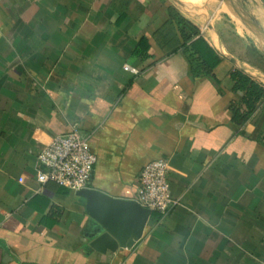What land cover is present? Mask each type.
<instances>
[{
	"label": "crops",
	"instance_id": "crops-1",
	"mask_svg": "<svg viewBox=\"0 0 264 264\" xmlns=\"http://www.w3.org/2000/svg\"><path fill=\"white\" fill-rule=\"evenodd\" d=\"M247 20L264 30V0H0V264H264V95L250 115L231 78L264 88ZM200 37L210 75L193 72ZM74 124L108 196L135 200L143 168L169 160L181 205L133 246L94 250L85 198L36 181Z\"/></svg>",
	"mask_w": 264,
	"mask_h": 264
},
{
	"label": "built area",
	"instance_id": "built-area-1",
	"mask_svg": "<svg viewBox=\"0 0 264 264\" xmlns=\"http://www.w3.org/2000/svg\"><path fill=\"white\" fill-rule=\"evenodd\" d=\"M124 69L133 74L139 73L130 65H125ZM37 159L41 168L37 170L36 181L40 186L55 183L76 192L89 188L97 162L89 138L83 135L77 124L52 138ZM169 170V160L161 158L148 163L138 179L135 200L150 210L152 216H166L181 205L180 199L172 195Z\"/></svg>",
	"mask_w": 264,
	"mask_h": 264
},
{
	"label": "water",
	"instance_id": "water-1",
	"mask_svg": "<svg viewBox=\"0 0 264 264\" xmlns=\"http://www.w3.org/2000/svg\"><path fill=\"white\" fill-rule=\"evenodd\" d=\"M247 23L264 43V30L250 20ZM77 194L85 198L87 210L98 224L99 235L91 242V247L98 252L133 246L152 217L151 211L136 200L114 198L90 188Z\"/></svg>",
	"mask_w": 264,
	"mask_h": 264
},
{
	"label": "trees",
	"instance_id": "trees-1",
	"mask_svg": "<svg viewBox=\"0 0 264 264\" xmlns=\"http://www.w3.org/2000/svg\"><path fill=\"white\" fill-rule=\"evenodd\" d=\"M191 29V35L187 37V41H190L194 35L199 34V30L194 26L188 24ZM202 46L200 49L199 46ZM190 51L196 58L191 56V61L193 62V72L196 75H210L212 74L214 68L219 63V57L209 48L207 43L198 38L196 41L192 42ZM231 78L236 82L237 91L244 93L242 99V105L251 113L255 110L256 103L263 98L264 88L261 87L256 82L252 81L249 76L244 74L242 71H235L231 74ZM237 118L240 116V110L235 112ZM247 116V115H246ZM245 116V118H247Z\"/></svg>",
	"mask_w": 264,
	"mask_h": 264
}]
</instances>
